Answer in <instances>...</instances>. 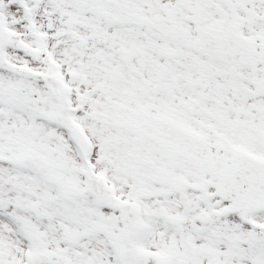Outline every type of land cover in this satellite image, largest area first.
<instances>
[{
	"label": "snow or ice",
	"instance_id": "obj_1",
	"mask_svg": "<svg viewBox=\"0 0 264 264\" xmlns=\"http://www.w3.org/2000/svg\"><path fill=\"white\" fill-rule=\"evenodd\" d=\"M0 264H264V0H0Z\"/></svg>",
	"mask_w": 264,
	"mask_h": 264
}]
</instances>
